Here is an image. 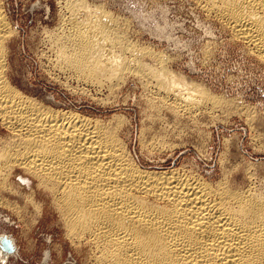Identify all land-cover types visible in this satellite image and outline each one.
<instances>
[{
  "label": "bare ground",
  "instance_id": "6f19581e",
  "mask_svg": "<svg viewBox=\"0 0 264 264\" xmlns=\"http://www.w3.org/2000/svg\"><path fill=\"white\" fill-rule=\"evenodd\" d=\"M195 2L264 60V0ZM65 7L68 26L53 41L55 57L77 80L94 84L125 73L139 75L155 81L160 103L174 114L193 113L206 103H230L183 73L167 71L163 56H151L158 68L143 63L140 58L149 51L133 44L131 49L100 6L65 0ZM13 31L0 0V126L7 132L0 138V206L21 211L5 198L6 191L13 192L10 174L19 168L48 199L66 238L76 248H87L89 264H264V191L225 175L212 182L178 168H145L120 137L119 116L101 121L53 110L23 95L7 76ZM114 48L131 50L132 58L120 57L124 51L115 54ZM33 196L32 191L26 198L36 204L37 220L43 203H33Z\"/></svg>",
  "mask_w": 264,
  "mask_h": 264
},
{
  "label": "rangeland",
  "instance_id": "374dc122",
  "mask_svg": "<svg viewBox=\"0 0 264 264\" xmlns=\"http://www.w3.org/2000/svg\"><path fill=\"white\" fill-rule=\"evenodd\" d=\"M83 1L111 14L119 27L115 29L122 31L128 46L149 51L141 56L143 63L158 68L152 55L163 56L167 71L183 73L229 105L206 103L193 113L174 114L160 103L155 81L139 75L125 73L120 79H104L99 84L77 80L60 68L55 57L53 41L68 26L65 0H2L14 30L8 39L6 65L10 83L53 110H73L106 122L119 116L123 122L119 123L120 137L134 160L145 168H178L212 182L225 175L242 186L249 184L264 191V60L252 55L246 43L230 37V30L206 15L195 0ZM113 50L119 55L124 51L120 57L132 58L131 50ZM6 136L0 126V138ZM152 142L164 144L156 147ZM9 183L13 192L4 191L5 198L21 211L19 214L0 206V253L6 255L1 248L4 238L14 248L6 258L0 255V264H89L87 248H76L66 238L35 180L14 168ZM32 191V202L43 203L37 220L36 204L31 205L26 198Z\"/></svg>",
  "mask_w": 264,
  "mask_h": 264
},
{
  "label": "water",
  "instance_id": "95a60500",
  "mask_svg": "<svg viewBox=\"0 0 264 264\" xmlns=\"http://www.w3.org/2000/svg\"><path fill=\"white\" fill-rule=\"evenodd\" d=\"M2 244H3V246H2L1 248H2V250H3L6 254H10V253L13 252V249H14V248H13V245H12V243L10 242V240L4 238V239L2 240Z\"/></svg>",
  "mask_w": 264,
  "mask_h": 264
}]
</instances>
